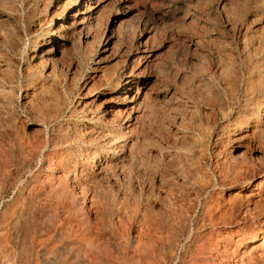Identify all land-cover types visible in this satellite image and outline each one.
<instances>
[{"label": "rangeland", "instance_id": "374dc122", "mask_svg": "<svg viewBox=\"0 0 264 264\" xmlns=\"http://www.w3.org/2000/svg\"><path fill=\"white\" fill-rule=\"evenodd\" d=\"M64 2L0 0V264H189L222 217L262 227L264 0H108L90 38Z\"/></svg>", "mask_w": 264, "mask_h": 264}, {"label": "bare ground", "instance_id": "6f19581e", "mask_svg": "<svg viewBox=\"0 0 264 264\" xmlns=\"http://www.w3.org/2000/svg\"><path fill=\"white\" fill-rule=\"evenodd\" d=\"M83 1H85L86 7L84 8V10H81V9L77 10V8L81 4H83ZM107 1L108 0H65V2H64L65 6H66V7L64 6L65 7V18L68 19V22L66 21V22L60 23V25H59L60 27L58 28L57 31L60 32V34L65 33V35H67L68 33L72 32L74 30H79V32L85 31L84 33L86 34V38H90L91 35H93L92 30H93V28H95L94 26L98 21L99 11L101 10V8H103L107 4ZM199 45H200V43H198V47L201 49L202 46H199ZM145 51H146V47L142 50V53ZM42 55L43 54H40L39 56H37L40 58V62L42 61ZM144 56H146V55L140 54L141 59ZM46 61H48V60H46ZM44 62H45V60H44ZM144 63H146L145 67L149 64V62H147V61ZM145 67H144V69H145ZM129 77L130 78L126 82L125 89H127L131 85V83L133 82V73H131L129 75ZM85 89L87 90L86 95H87V93L91 94L90 98L92 100H94L95 98L98 97L99 89L92 87L91 85L89 86V84H87L85 86ZM139 92H140V84L137 85L136 96L130 100V103H132V106H130V108H129L130 112L128 114V117L131 116L130 113H134V112L139 111L140 102L137 101V98H136ZM124 97H126V96H124ZM56 101H57V98H56ZM91 102H92L91 100L87 99V101H85L83 103V111H88V112L90 111L91 108L89 107V105ZM65 106L66 105H64V103L62 101L58 100L57 104H55V106L53 108L51 107L52 109H51V111H49L50 112L49 114L51 115L52 118H58L60 115H63L65 113V110H66ZM120 110H118V109H108L107 110L106 109L104 111V113L106 115L108 114V117H109V118H106V122H108V124H110V126H111L110 131L115 129L114 124L122 115V111L120 112ZM255 111H256L255 113L258 117L259 113H260L259 106H257ZM43 114H45V113H43ZM99 117L100 116H98V119H99ZM93 118H94V116H91L89 119L92 120ZM129 120H130V118L129 119L127 118V121H129ZM132 125L133 124L130 123L129 127H132L131 130H135V127H133ZM38 146H40V145H38ZM260 149H263V148H260ZM63 152H62V154H63ZM240 154H241V152H240ZM70 161H72V160H70ZM63 162H64L63 156H59L57 159H55L54 163H56V165L55 164H53L55 166L50 165V168L51 169L53 167L59 168V169H61L63 174H66V172L67 173L72 172L74 170L73 174L71 175L72 176L71 180L73 182L74 188H77L79 190V193L82 195L83 202L85 203V201L87 200V192L86 191L88 190V188H87L86 184H84L85 180L84 181L82 180V176L84 175L83 168H82V171H79V172L76 171L75 172V168L73 169L72 167H70V164L68 162H67L68 163L67 167L64 168ZM173 178H174V176H173ZM64 180L65 179L61 178L62 182H65ZM259 182L262 183V180H260ZM59 185H60V182H59ZM49 189H50V187H49ZM93 200L94 199H92V201ZM90 209L94 210V207L91 205ZM219 221L221 224H223L224 228L222 227V229H220V227H219L218 232H217V234H215L214 238L212 237V238H210V240L209 239L208 240H202L200 243L195 245V250L191 254V259H190L189 264H264V225L256 231L249 232V234H241V235L238 234L237 236H234V234L237 233L238 230L235 231L231 228V224H232L233 220L232 219L225 220L224 217H222V219H220ZM191 236L192 235H188V238H186L187 243H189ZM180 261H181V259H178L174 262V264H180Z\"/></svg>", "mask_w": 264, "mask_h": 264}]
</instances>
